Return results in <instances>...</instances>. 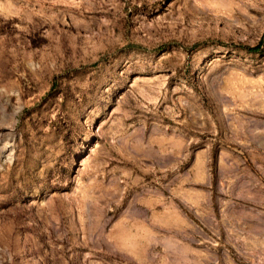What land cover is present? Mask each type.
<instances>
[{"label":"rangeland","instance_id":"rangeland-1","mask_svg":"<svg viewBox=\"0 0 264 264\" xmlns=\"http://www.w3.org/2000/svg\"><path fill=\"white\" fill-rule=\"evenodd\" d=\"M248 120L264 0H0V264H264Z\"/></svg>","mask_w":264,"mask_h":264},{"label":"crops","instance_id":"crops-1","mask_svg":"<svg viewBox=\"0 0 264 264\" xmlns=\"http://www.w3.org/2000/svg\"><path fill=\"white\" fill-rule=\"evenodd\" d=\"M229 120V115L226 117ZM263 121L257 122L255 120H248L245 125H241L239 128L233 126V124H229L231 137L235 136L237 139L235 141V146L238 147V153H250L253 151L260 153L262 158H264V135L261 133H253V131H257L264 128ZM237 131V132H235ZM226 152L221 151L219 158L215 161L214 172L215 179L221 178L224 174L229 171L237 170L238 167L231 158L225 156ZM199 176L200 181L204 179V183H208V168L206 164H202L199 162ZM205 170V171H202ZM205 200L207 198V194L205 193Z\"/></svg>","mask_w":264,"mask_h":264},{"label":"trees","instance_id":"trees-1","mask_svg":"<svg viewBox=\"0 0 264 264\" xmlns=\"http://www.w3.org/2000/svg\"><path fill=\"white\" fill-rule=\"evenodd\" d=\"M246 50L248 52H256V53L261 52V50H262L261 41L257 42L256 44H254L251 47H247Z\"/></svg>","mask_w":264,"mask_h":264}]
</instances>
